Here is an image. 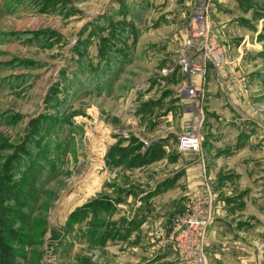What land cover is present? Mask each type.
I'll use <instances>...</instances> for the list:
<instances>
[{"label": "rangeland", "instance_id": "374dc122", "mask_svg": "<svg viewBox=\"0 0 264 264\" xmlns=\"http://www.w3.org/2000/svg\"><path fill=\"white\" fill-rule=\"evenodd\" d=\"M214 1L202 0L191 11L186 50L181 46L180 55L200 61L190 51L194 37L206 51L222 50L207 37ZM234 1L241 32L259 49L258 56L243 59L250 71L264 66V0ZM146 9V0H0V247L9 250L6 260L0 254V264H127L119 259L121 252L154 236L155 226L142 233L144 225L115 243L121 239L116 221L126 223L132 212L129 199L135 203L153 187L138 183L132 168L145 170L164 150L129 123L156 108V103L141 102L143 84L152 83L159 94L169 70L181 68L177 52L170 59L149 54L153 46L166 49V37H138L137 18H144ZM257 71L252 72L261 82L257 94L264 99V77H258L264 74ZM183 75L178 79H186ZM199 112H194L195 126L173 141L180 154L202 148ZM254 125L264 131V120ZM189 132L201 140L198 151L181 149ZM203 191L190 190L172 213L170 242L176 216L184 217L191 199ZM209 197L208 190L203 264L212 220ZM118 205L130 214L125 208L120 213ZM259 231L250 233L256 249L252 264H264V224ZM171 248L178 264H195L183 262Z\"/></svg>", "mask_w": 264, "mask_h": 264}, {"label": "crops", "instance_id": "0c3cea01", "mask_svg": "<svg viewBox=\"0 0 264 264\" xmlns=\"http://www.w3.org/2000/svg\"><path fill=\"white\" fill-rule=\"evenodd\" d=\"M214 2L217 5L209 14L207 37L212 46L221 47L219 51L227 64L218 67L207 60L205 74L191 76L183 75L181 69L173 72L171 68L169 80L163 82L165 87L159 94L153 93L152 83H144L141 102L150 106L156 103V108L146 115L136 114L129 122L164 150L145 170L132 168V176L138 183L153 184L142 194L143 198L138 195L136 199L143 202L142 207L132 197L129 199L131 215L125 205L117 206L120 213L126 209L124 212L129 216L125 217L126 223L122 219L116 221V232L120 234L117 239H121L115 243L127 234L139 232L144 225L142 233H148L149 226H155L149 231L154 234L151 241L121 252L119 259L126 260L127 264H178L169 241L170 218L183 205L187 193L196 189L210 191L208 212L212 220L208 228L207 264H252L255 256L250 233L259 234L264 224V131L254 123L264 120V99L262 93L257 94L261 82L256 81L257 75L252 72L258 70L257 73L264 74V66L257 65L249 71L244 65L247 61L243 59L258 56L259 49L250 43V36L241 32V22L237 20L239 4L234 0ZM201 4L202 0H146L147 13L144 18L143 14L137 18L140 21L143 18V23L138 25L139 21L135 26L140 33L138 37H166L162 42L167 43L162 50L153 46L149 54L159 53L160 58L170 59L177 52L179 57L181 46L185 52L189 17ZM171 42L179 46L173 49ZM191 42L190 51L198 59H205L214 49L201 48L196 37ZM243 43H249L250 48L241 49ZM179 75L186 79H178ZM258 77L262 80L264 76ZM187 84L204 90L202 109L197 114L203 123L196 125L202 134V148L184 155L177 152L173 141L184 128L195 126L196 114L185 110L189 97L182 89ZM251 124L255 128L251 129ZM151 252L150 258L145 257Z\"/></svg>", "mask_w": 264, "mask_h": 264}, {"label": "built area", "instance_id": "2783aa9c", "mask_svg": "<svg viewBox=\"0 0 264 264\" xmlns=\"http://www.w3.org/2000/svg\"><path fill=\"white\" fill-rule=\"evenodd\" d=\"M207 60H212L220 66L226 62L225 56L219 50L210 52L205 59H200V61L183 53L179 56L178 62L182 72L190 75L197 73L204 75ZM203 91V88L194 85L183 87L182 92L189 97L185 110L195 112L199 109L201 112L204 98ZM180 144L182 151H198L201 140L198 136L189 132L182 137ZM206 204V191L197 193L187 205L186 215L184 214V217L176 216V221H174L171 233L172 246L185 263L203 264L205 262L202 252V239L205 227L208 224V219L203 216Z\"/></svg>", "mask_w": 264, "mask_h": 264}, {"label": "trees", "instance_id": "16d2710c", "mask_svg": "<svg viewBox=\"0 0 264 264\" xmlns=\"http://www.w3.org/2000/svg\"><path fill=\"white\" fill-rule=\"evenodd\" d=\"M0 254L2 256V259L6 260L9 257V250L6 247L3 248L0 247Z\"/></svg>", "mask_w": 264, "mask_h": 264}]
</instances>
